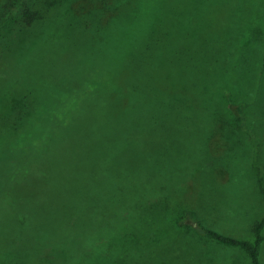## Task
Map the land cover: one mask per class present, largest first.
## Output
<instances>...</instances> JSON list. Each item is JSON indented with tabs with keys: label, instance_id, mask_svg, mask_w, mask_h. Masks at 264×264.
Masks as SVG:
<instances>
[{
	"label": "rangeland",
	"instance_id": "obj_1",
	"mask_svg": "<svg viewBox=\"0 0 264 264\" xmlns=\"http://www.w3.org/2000/svg\"><path fill=\"white\" fill-rule=\"evenodd\" d=\"M117 1L0 0V219L28 217L21 239L28 245H8L12 256L23 250L17 264H38L39 253L40 264L56 263L60 250L53 235L61 241L67 215L83 203L87 210L91 203L82 195H90L88 183L97 188L103 174L113 180L136 167L139 178L122 181L126 188L140 185L144 220L125 239L103 231L109 233L110 262L103 264H253L244 248L220 244L195 226L254 242L255 224L264 218V0H133L140 17H131V26L175 15L177 68L150 78L142 64L130 78L133 98L154 96L148 94L146 113L99 117L103 103L93 97L97 106L83 104L69 115L70 136L57 152L42 149L58 132L60 107L73 105L69 85L75 92L86 84L94 96L112 87L102 81L103 89L95 91L90 80L113 84L112 62L72 25L94 27L107 19L100 12L104 4L112 11ZM128 40L132 51L134 37ZM135 54L144 58L142 48ZM167 87L174 91L168 105L160 95ZM83 96L86 102L88 94ZM22 104L36 107L35 113L17 120ZM34 143L42 149L38 154ZM110 202L121 216L117 224L130 216ZM0 229L2 255L7 239ZM42 233L36 250L32 243ZM262 235L264 264V227Z\"/></svg>",
	"mask_w": 264,
	"mask_h": 264
},
{
	"label": "trees",
	"instance_id": "obj_2",
	"mask_svg": "<svg viewBox=\"0 0 264 264\" xmlns=\"http://www.w3.org/2000/svg\"><path fill=\"white\" fill-rule=\"evenodd\" d=\"M117 3L118 5H116L112 11L105 9L106 6L104 4V7L100 12L101 15H104L107 19L102 22H99L96 19L98 24L96 23L94 27L87 24L80 28L79 22H77L76 25H72L75 27V31L81 30L84 32L85 35L83 38L86 39L92 47L96 46L99 51L98 53L106 55L107 51L106 56L112 62L110 75L112 73L114 78L112 85L111 79L105 80L101 77L97 80H90L91 83H95L94 89L98 86L100 89H103L104 84L101 83L102 81H106V85L112 86L107 87L105 92L100 94V96L91 95L90 92L92 90L89 91L86 84H83L81 88L75 92H72L75 85H69L71 87L65 89L66 92L69 93L68 100L73 102V105L70 108H65L64 106L60 107L62 120H60V125H55L58 127V132H54V136L46 138L48 145L47 147L43 145L42 149L49 150L51 154L57 152L56 150L59 149L60 142L70 136L69 132H67L71 127L69 115H72L74 111L79 110L83 104L97 106L98 104L103 103L102 112L99 113V117H101V115L104 118H106V116H112L113 120L117 117H124V119L135 118L146 113L148 94L149 96H152V93L133 98L131 95L130 78L135 76L136 71L142 64V74L150 78H156L157 76L160 77L161 75H171L173 74L171 72L177 68L178 46L175 37L178 36V34L175 31L172 32L175 27V20L173 19L175 18V15L171 13L166 16L165 20L162 19L154 23L148 20V24L131 26V23L138 20V17H140L139 14H137V7L133 3V0H118ZM88 13L92 14V11H88L87 14ZM154 16L155 13L149 12V19H152ZM131 17L136 19L133 20ZM131 19L132 21L129 22ZM109 31H111V34L108 33ZM68 36L69 38L74 39V36H71L70 34ZM96 37L100 40L99 46L95 41ZM128 37H134L133 45H135L136 48L132 51L129 49L130 42ZM106 40L110 41V46L108 47H105ZM90 45L89 48L92 50ZM141 48L144 52V58L136 60L135 53ZM165 53L167 55L164 57ZM82 83L84 82L82 81ZM95 91L98 92L97 89H95ZM85 94H88L86 102L83 96ZM160 95L167 105L174 99V91L168 87L164 89ZM73 97L75 98L72 99ZM93 97L95 99L100 98L98 104ZM157 99H151V104L158 105L159 102ZM19 104L21 105V102ZM22 106L23 108H21V112L15 115L17 120L31 118L35 113L36 107H31L30 104H22ZM26 112L27 115L24 116ZM53 113L54 112H52V115ZM66 118L67 120L63 121ZM64 122H68V124L66 125ZM135 129L141 130L138 128V125H135ZM55 135L59 136L56 137ZM137 136L134 138V141H136ZM40 150H38L34 143L33 152L37 153ZM136 170V167H130L127 169V175L116 177L113 180L105 178V175L103 174L102 183L97 188L92 182L88 183L87 190L90 195L85 194L82 196H85L86 201L91 204H86V210L82 208L84 206L83 203L81 208L79 205L78 208H80V210H78V213L67 215L64 220L66 235L61 237V241L54 239V236L58 233L53 235V242L55 243L57 250H60V253L57 254V259L60 261L59 263L58 260L56 263L51 262L52 264L110 263L108 261L109 252L107 251V247H105V243L109 241L107 240V235L109 233L107 234V232L103 231L111 229L115 234L120 232V237L125 239V236L126 238L128 236L132 237V230L139 229L144 220L143 214L145 212L143 207L147 202H144L146 197L140 190V185L133 182L131 188H126L122 181V178L125 179L132 177L135 179V177H137L138 179L139 176H137L138 172ZM73 182L76 185L75 181ZM107 201H111L110 203L113 204L118 211H121V213L125 212L130 216L122 219V221H119L121 223L117 224V219H121V216L114 215L112 212L113 209L108 206ZM93 204H96V207H94ZM94 211H96V214H92ZM109 214L113 217L107 218V215ZM141 216L143 217L141 218ZM27 220L28 217L23 213L22 215H17L12 218L7 217L6 219H0V228H4L2 233L5 234L7 239V249H5V252H3L2 255L0 254V261L3 262V264H17L19 260L23 259L21 258V256H24L23 250L15 251L17 254L12 256L14 251L8 248V245L14 247L28 245L21 243L23 232L27 229ZM184 224L186 226H193V223L190 221H185ZM113 225H115V227ZM195 227L202 235L207 236L220 244L244 248L251 256L253 264H261L259 261V246L263 241L262 230L264 227V218L255 224L254 242L222 234L207 228L200 223L196 224ZM112 233L110 236L114 239L115 235ZM44 234L45 233L39 234L36 243H32L36 250L40 249V243L44 239ZM53 242H51L52 245ZM120 242L121 239L119 240L118 245H120ZM35 255H37V253L34 254V256ZM39 256L40 253L36 258L38 264H40L42 260ZM29 257L33 259V256Z\"/></svg>",
	"mask_w": 264,
	"mask_h": 264
}]
</instances>
